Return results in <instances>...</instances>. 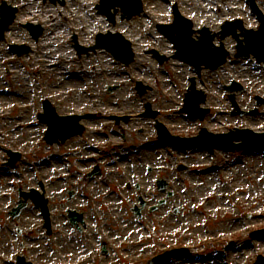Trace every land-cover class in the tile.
Returning <instances> with one entry per match:
<instances>
[{
	"label": "rangeland",
	"instance_id": "rangeland-1",
	"mask_svg": "<svg viewBox=\"0 0 264 264\" xmlns=\"http://www.w3.org/2000/svg\"><path fill=\"white\" fill-rule=\"evenodd\" d=\"M2 1L19 12L5 41L0 42V264H17L18 256L33 264H150L158 254L182 247L188 256L157 264H254L258 255L264 256V234L251 236L264 229V150H214L200 157L194 148L154 149L148 144L157 142L156 121L138 116L150 102L159 112L157 121L175 135L191 136L201 128L214 133L235 128L264 132V105L258 107L255 99L264 98V65L253 58H232L198 77L190 65L176 59L160 65L151 54L153 49L166 55L174 51L156 24L172 21L175 4L181 13L194 18L197 27L210 17L218 30L223 21L241 17L246 27L256 28L246 0H143L141 15L130 21L117 18L115 25L98 13L99 0H62L65 4L0 0V5ZM256 2L264 11V0ZM29 22L44 27L38 41L24 28ZM108 31L120 32L132 42L135 61L129 66L102 49L77 56L73 35L87 49L95 33ZM225 43L234 56L235 40ZM16 45L29 50L21 48L23 54L17 56L10 49ZM191 77L207 95L201 106L210 113L204 120L187 117L188 123L180 111ZM234 80L247 89L236 94L239 108H258L257 114L232 113L224 87ZM137 81L150 86L146 95L136 92ZM109 88L114 89L112 94ZM45 100L62 115L96 106L94 110L103 116L110 112L131 116L119 125V133L123 131L128 141H122L121 133L114 138L117 147L111 151L112 159L106 156L107 161L101 162L100 177L77 175V170L85 174L87 166L94 164L78 138L60 146L46 143L47 126L38 120ZM101 122L95 126L99 130L114 129L111 125L104 129L108 122L102 119L98 125ZM8 149L22 153L15 167H2L8 159L3 150ZM160 179L168 183L162 191L156 186ZM136 182L144 183L148 191L143 194L151 193V206L165 200L153 212L146 208L142 220L132 212L138 201ZM41 183L49 202L51 234L40 208L31 201L19 217H10L20 189L40 190ZM68 210L84 215L82 232L71 225ZM230 241L234 245L225 250Z\"/></svg>",
	"mask_w": 264,
	"mask_h": 264
},
{
	"label": "water",
	"instance_id": "water-1",
	"mask_svg": "<svg viewBox=\"0 0 264 264\" xmlns=\"http://www.w3.org/2000/svg\"><path fill=\"white\" fill-rule=\"evenodd\" d=\"M56 1V0H52ZM120 7L123 13V18L130 19L133 16L139 14L143 10V5L141 0H103L102 5L98 6L99 10L102 13H105L110 20H114V14L111 13V9L117 12L116 8ZM2 16L0 19V40L4 38V33L8 29V27L14 22L15 14L17 10L15 8L7 7L4 5L1 7ZM182 21L186 24V29L184 28ZM187 20L180 17L179 14L176 15V21L171 26H160V29L172 40L177 48V56L181 59L190 62L195 65V67L200 70V67L205 64L208 68L216 69L222 64L225 63L226 57L228 56V52L224 49L223 45L219 48H216L213 45V36H210L208 32L203 37L199 38V40H194L191 38L193 34V30H191L190 22H185ZM229 26L231 28L224 33L222 38H224L228 34H234V37L238 38V35L235 33V30L240 28L244 31L241 23H231ZM28 28L32 31V33L38 37L41 33V29L39 27H35L33 25H28ZM203 33V31H202ZM244 39H238V50L240 51V55H250L253 54L260 62L264 61V22L261 24V28L258 32L247 30L243 33ZM99 47H104L108 49L110 52L114 54V56L118 59L124 60L126 63H130L133 60L134 53L131 48V44L128 41L122 40L119 35H108V36H99ZM105 40V41H104ZM120 41L119 43H115ZM80 53L83 52L84 49L79 48ZM192 88V93L188 95V99H186L185 110L193 114V111L197 108L201 101H204V97L201 96L197 91H195L194 86ZM237 88L230 87V89ZM193 99L195 103H193ZM45 114L41 115V119L44 122H47L49 125L48 131V142L53 143L57 141L58 138H62L65 140L68 136L66 130L67 127L72 131L75 129L73 124L68 122L67 118L58 117L53 109L50 108L49 103H46L44 106ZM191 110V111H190ZM198 110V109H197ZM205 110H200V115H203ZM195 114V113H194ZM65 130V132H64ZM164 131V130H163ZM240 134L236 136H226L227 140H219L223 138V136H215L209 133H204L199 140L195 142H202L204 144L210 146H219L222 148H235L237 145H233V141L237 139H248L250 136L249 131H239ZM163 137L168 139V134L162 133ZM194 142V143H195ZM34 202L43 208V212L48 221V210L45 201L38 192H35L31 195ZM21 206L17 212L21 210ZM71 218L75 223H78L81 219V216H77L75 213H71ZM47 226L49 227V221L47 222ZM22 264H28L24 261Z\"/></svg>",
	"mask_w": 264,
	"mask_h": 264
},
{
	"label": "bare ground",
	"instance_id": "bare-ground-1",
	"mask_svg": "<svg viewBox=\"0 0 264 264\" xmlns=\"http://www.w3.org/2000/svg\"><path fill=\"white\" fill-rule=\"evenodd\" d=\"M181 118H183L182 120L184 121V122H188L187 121V119L184 117V116H181ZM148 145H151L152 146V148H154L155 149V146H157L156 148H158V146H161V147H164V145L162 144V143H158V144H148ZM195 147H197V146H195ZM209 148H205V147H199V148H197V152H198V154L200 155V157H204L205 156V153L207 154V153H210L211 151H209L208 150ZM119 157H121V155H119ZM199 166V168H205L204 166H201L202 164H198ZM203 170L204 169H202L201 170V172L203 173ZM219 172L217 171V174H218ZM209 177L210 178H212L213 177V175H212V173H210L209 174ZM211 180V179H210ZM209 190H211V188H209ZM119 192L118 193H116V195L117 196H119ZM211 197H207L206 198V200H209ZM261 250H262V248H261Z\"/></svg>",
	"mask_w": 264,
	"mask_h": 264
},
{
	"label": "flooded vegetation",
	"instance_id": "flooded-vegetation-1",
	"mask_svg": "<svg viewBox=\"0 0 264 264\" xmlns=\"http://www.w3.org/2000/svg\"><path fill=\"white\" fill-rule=\"evenodd\" d=\"M83 137H84V136H83ZM83 137H81V138L77 137V138H78L79 141H82V138H83Z\"/></svg>",
	"mask_w": 264,
	"mask_h": 264
}]
</instances>
